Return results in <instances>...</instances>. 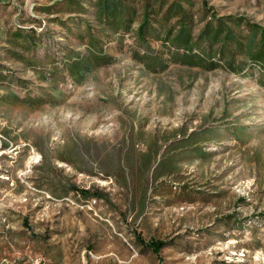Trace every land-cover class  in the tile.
Wrapping results in <instances>:
<instances>
[{
  "label": "rangeland",
  "instance_id": "374dc122",
  "mask_svg": "<svg viewBox=\"0 0 264 264\" xmlns=\"http://www.w3.org/2000/svg\"><path fill=\"white\" fill-rule=\"evenodd\" d=\"M95 1L0 0V264H264V73L195 42L264 0L181 2L188 46Z\"/></svg>",
  "mask_w": 264,
  "mask_h": 264
},
{
  "label": "trees",
  "instance_id": "16d2710c",
  "mask_svg": "<svg viewBox=\"0 0 264 264\" xmlns=\"http://www.w3.org/2000/svg\"><path fill=\"white\" fill-rule=\"evenodd\" d=\"M131 1L134 2V0ZM166 1L167 0H143L142 21L136 32L141 34L142 30L146 28V25H148V20L151 19L150 15H152L153 20L158 22L159 30H162L166 26L169 16L174 17L179 15L178 18L175 19V23L170 24L166 28L164 37L169 38L173 27L175 28V25L183 22V25L179 26L180 29L178 33L172 38V42L175 44L188 46L189 38L187 36H189V33L187 32V34L184 32V19H190V13L188 10L182 8L180 3L186 2L190 5H192V3L190 0H171L168 5H166ZM95 6V13L101 18L106 19V17H109L108 19H110L112 22H115V26L122 22H124L122 25L123 27L127 26L124 19L127 21L130 20L131 11L127 5L121 4V0H96ZM122 16H124L123 19ZM232 23L233 27H227L226 30L223 31V25L219 23V21L212 22L210 19H207V21L204 23L201 33L196 37L195 42L197 43L200 39H204L206 54H210L211 51H213L214 46L217 45V53L218 55L222 56L225 66L231 70H235L236 68H241L238 64H244L245 61H235L234 57L232 56L233 53H229L228 50L225 49V41L229 40L233 45V50L236 52L235 54H243L248 59H250V61L257 64L259 63L261 72L263 74L264 37L259 34L258 39H256L257 30L259 29L253 24L245 23V25H241L239 19L236 18H232ZM244 31V35L239 33ZM222 32L225 33L221 38ZM18 36L19 35H14L11 40L17 42ZM86 190L87 189H81L79 192L84 194L87 192ZM162 245L163 241L150 240L143 246L150 249L153 253H156Z\"/></svg>",
  "mask_w": 264,
  "mask_h": 264
}]
</instances>
